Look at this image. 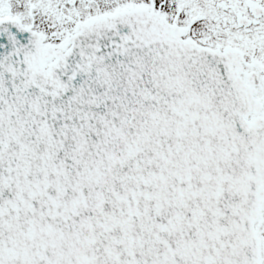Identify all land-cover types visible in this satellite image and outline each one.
I'll return each mask as SVG.
<instances>
[{"label": "snow or ice", "instance_id": "6c2138e0", "mask_svg": "<svg viewBox=\"0 0 264 264\" xmlns=\"http://www.w3.org/2000/svg\"><path fill=\"white\" fill-rule=\"evenodd\" d=\"M0 264H264V0H0Z\"/></svg>", "mask_w": 264, "mask_h": 264}]
</instances>
